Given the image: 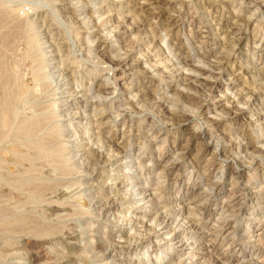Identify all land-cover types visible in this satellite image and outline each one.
I'll list each match as a JSON object with an SVG mask.
<instances>
[{
	"label": "rangeland",
	"instance_id": "rangeland-1",
	"mask_svg": "<svg viewBox=\"0 0 264 264\" xmlns=\"http://www.w3.org/2000/svg\"><path fill=\"white\" fill-rule=\"evenodd\" d=\"M239 1L0 0V53L13 69L6 85L10 124L0 127V264H31V250H41L50 264H264V7L255 11L252 0ZM91 11L96 15L87 21ZM229 13L240 14L244 24L250 19L233 36L240 38L233 53L222 47L228 46L223 21H232ZM8 18L24 31L5 49ZM81 19L88 26L80 32L91 28L96 37L90 44L74 36ZM123 53L131 58L128 67L109 63ZM223 58L213 92L198 97L179 81L178 75L199 78L192 69H209ZM106 78L105 93L116 92L99 97L95 91ZM243 90L254 92L256 102L247 103ZM179 94L196 97L187 105ZM126 100L134 109L118 107ZM159 104L186 115L171 121ZM98 131L106 150L129 147L130 156H104L90 167L85 152L97 148ZM51 133L58 141L39 151L38 139ZM60 165L72 173L62 175ZM24 179L45 189L32 194ZM99 199L110 203L107 209ZM155 214L173 222L165 239L161 226L147 222ZM34 239L40 249L27 245Z\"/></svg>",
	"mask_w": 264,
	"mask_h": 264
},
{
	"label": "bare ground",
	"instance_id": "bare-ground-1",
	"mask_svg": "<svg viewBox=\"0 0 264 264\" xmlns=\"http://www.w3.org/2000/svg\"><path fill=\"white\" fill-rule=\"evenodd\" d=\"M95 1H97V2H99V0H82V2L83 3H90V4H92L93 2H95ZM101 1V0H100ZM227 1V0H226ZM239 1V0H238ZM70 2V1H69ZM240 3V5L241 4H243V1H239ZM183 3V2H182ZM223 3V2H222ZM250 4H252L253 6H255L256 8H257V10H255V11H258V10H261L262 9V7H264V0H261V1H258V2H256V1H254V0H252L251 1V3ZM96 5V4H95ZM207 5H209V3L207 4ZM219 6V5H218ZM222 6V5H221ZM48 7V6H47ZM70 7H72V6H70ZM74 7V6H73ZM224 7V6H223ZM26 8V7H25ZM28 8V7H27ZM201 8V7H200ZM203 8V7H202ZM201 8V9H202ZM208 8H209V6H208ZM21 10V8H18V10ZM228 9V8H227ZM17 10V9H16ZM29 10V9H28ZM203 10V9H202ZM215 10V9H214ZM21 11H23V10H21ZM74 11V10H73ZM216 11V10H215ZM227 11H229V10H227ZM217 12V11H216ZM18 13H20V12H18ZM22 13V12H21ZM90 13V17H88L87 19V21H89V19L90 18H92L93 17V15H96V13L94 12V11H91V12H89ZM49 14H50V12H49ZM230 15H231V22L230 21H227V20H224L223 21V23L225 24L224 25V31H223V27H222V31H223V33H225L226 34V39L225 40H227L228 42V46H222L223 47V50H226V52L228 53H233L234 52V49L237 47V44H235L234 42H233V40H236V42L240 39V38H233V36H235V35H239V33L241 32V29H242V26H245L246 24H248V22H249V18L247 19V23L246 24H244V23H242L241 22V20H240V17H241V15L240 14H234V13H229ZM19 15V14H18ZM17 15V16H18ZM21 15V14H20ZM20 15H19V17H20ZM53 15V14H52ZM23 16V15H22ZM26 15H24L23 17H25ZM23 17L21 18V19H23ZM87 17V16H86ZM229 17V16H228ZM9 19V18H8ZM7 19V20H8ZM15 19H17V18H15ZM24 19H26V18H24ZM44 19H45V17H44ZM76 19V18H75ZM12 20L13 19H9L8 21L10 22V23H8V21L6 22V21H3V22H6V23H8L7 25H4V24H2V27L4 26V29H3V36H2V46L6 49V48H8V49H10V47H11V44H12V42H13V40L14 39H16V38H18L19 36H20V34H21V30L23 29V31H24V28H22V26H21V22L19 21V20H13V23H12ZM43 20V19H42ZM85 20V19H84ZM84 20H82L81 19V24H79V25H77L78 26V28L79 29H77L78 30V32L76 31V33H75V35L74 36H79V35H81L82 34V36L84 35V45H85V43H87V44H90L91 43V41H95V39H96V37H95V35H90L88 32H87V30H89V29H91V28H86V30H84L82 33L80 32L81 30H83V27H86V26H88V23L87 22H82V21H84ZM141 20V19H140ZM14 21H17V22H15L14 23ZM25 21V20H24ZM47 21V20H46ZM67 21V20H66ZM72 21H75V20H72ZM222 22V20L220 19L219 20V22ZM244 21V20H243ZM2 22V23H3ZM210 23L212 24L213 23V19H211L210 20ZM25 24V23H24ZM23 23H22V25H24ZM32 24V23H31ZM72 24V23H71ZM75 24V23H74ZM73 24V25H74ZM107 23H104V22H102L101 24H100V26L99 27H103V26H105ZM220 23H218L217 25H219ZM96 24H94V26H95ZM1 26V25H0ZM25 26H27V25H25ZM24 26V27H25ZM42 27V26H41ZM48 27V26H47ZM92 27V26H91ZM96 27V26H95ZM94 27V28H95ZM45 29V28H44ZM48 29V28H47ZM27 30V29H26ZM106 30V29H105ZM246 30V29H245ZM23 31H22V33H23ZM108 32H107V36H109L110 34H111V30H107ZM102 32V31H101ZM52 33V32H51ZM25 34H26V32H25ZM73 34V33H72ZM51 35V34H50ZM49 35V36H50ZM99 35V34H98ZM214 35H216V34H214ZM231 35V36H230ZM242 35V34H241ZM22 36V35H21ZM20 36V37H21ZM24 36H26V35H24ZM28 36H30V35H28ZM33 36V35H32ZM32 36H30V37H32ZM73 36V35H72ZM1 37V36H0ZM34 37V36H33ZM33 37L32 38H28L29 39V42H31L30 40H32L33 39ZM47 37V36H46ZM54 37V36H53ZM52 37V38H53ZM94 37V39H92V40H90V41H88L90 38H93ZM102 38L103 37V35L102 36H99L98 38ZM112 37H114V36H112ZM25 38H27V36L25 37ZM51 38V39H52ZM82 38V37H81ZM228 38V39H227ZM18 39H20L21 40V38H18ZM26 40V39H25ZM71 40H72V38H71ZM99 40H101V39H99ZM1 41V40H0ZM15 41V40H14ZM47 41V40H46ZM51 41V40H50ZM61 41V40H60ZM66 41V40H65ZM34 42V41H33ZM68 42V41H67ZM92 42V43H93ZM252 42V41H251ZM16 43V42H15ZM50 43V42H49ZM65 43V42H64ZM75 43H77V42H75ZM83 43V42H82ZM21 45H22V43H20ZM27 44H29V43H27ZM35 43H33V45H34ZM51 44V43H50ZM69 44V43H68ZM253 44L254 45H257L256 43H255V40L253 39ZM19 45V44H18ZM24 45V44H23ZM22 45V46H23ZM31 45V44H30ZM33 45H32V48H34L33 47ZM54 45H56V44H54ZM53 45V46H54ZM70 45V44H69ZM76 45V44H75ZM1 46V47H2ZM13 46V45H12ZM36 46V45H35ZM57 46V45H56ZM65 47V46H64ZM4 48H2V49H4ZM12 48V47H11ZM29 48H31V47H29ZM31 48V49H32ZM89 48V47H88ZM8 49H7V51H8ZM27 49V48H26ZM69 50H70V48H68ZM13 50H15V49H13ZM30 50V49H29ZM34 50V49H33ZM91 50V49H90ZM1 51V50H0ZM6 51V50H5ZM16 51H17V49H16ZM32 51V50H31ZM36 51V50H35ZM35 51H33L32 53L34 54V52ZM52 51V50H51ZM53 51H54V49H53ZM55 51H56V49H55ZM2 52V51H1ZM11 52H12V54H10L11 55V57H14V54H13V52H15V51H12V49H11ZM56 52H58V51H56ZM71 51H69V53H70ZM88 52H90V51H88ZM151 52H153L152 50H150V51H147L146 52V56H149V54L151 53ZM222 52V51H221ZM7 53H10L9 51L7 52ZM16 53V52H15ZM17 53H18V51H17ZM16 53V55H18ZM20 53V52H19ZM24 53V52H23ZM68 53V54H69ZM73 53V52H72ZM72 53H70V54H72ZM85 53H86V51H85ZM127 53V52H126ZM6 54L5 52L4 53H2V55H1V53H0V55H1V59H2V63L0 62V94H1V92H2V96H0V98H1V100L3 101L1 104H3V107H2V105L0 106L1 108H0V127L3 129L2 131H4V129L6 130V129H8L9 128V124H10V119L11 118H9V115L11 114H9L8 112V108L10 107V106H8L9 104H11V101H12V96H10L9 95V93H7V92H9L8 90H10V89H8V88H10V87H6V85H7V82H8V80H9V77H8V75H7V71L10 69V65H8V64H3V60H4V55ZM25 55H26V52L24 53ZM66 55H67V53H66ZM227 55V54H226ZM33 56H35V55H33ZM156 55H154L153 57H155ZM7 57V56H6ZM10 57V59H11V64H13V63H16V62H13L12 63V59L13 58H11ZM17 57H20V56H17ZM17 57L15 58L16 60H17ZM22 57H24V56H21V58ZM65 58H66V56H64ZM63 57V59H65ZM89 57V56H88ZM108 57V56H107ZM33 58H36V57H33ZM59 58H61V57H59ZM97 58V57H96ZM95 58V59H96ZM220 58V57H219ZM0 59V60H1ZM7 59H8V57H7ZM15 59H13V61H15ZM216 59V58H215ZM25 60V59H24ZM32 60V59H31ZM33 60H35V59H33ZM32 60V61H33ZM108 60H109V63H116V65H117V67L118 66H120V67H128L129 65V62L131 61V58L127 55V54H125L124 55V53H123V56L122 57H118L117 59H112V58H110L109 59V57H108ZM6 62L5 63H8V61L7 60H5ZM18 62H21L20 61V59H18L17 60ZM66 61V60H65ZM84 61V60H83ZM87 61H89V60H87ZM18 62L16 63V65L18 64ZM181 62H182V64H186L187 63V59L186 58H182V60H181ZM93 63V62H92ZM103 63H106V62H103ZM9 64H10V62H9ZM43 64V63H42ZM131 64V63H130ZM155 64V63H154ZM226 64V59H217L210 67H209V69H205V68H199V67H197V68H194V69H192L193 70V73H195L197 76H199V78H197V77H193V76H183V75H178V77H179V81H182L183 83H184V85H185V87L187 88V89H190L191 91H193V93H198L199 94V96L198 97H200L201 95H200V93H202V91L203 90H205V92L204 93H206V91L208 92V93H211V92H213V90H215V89H217V78H218V76H220V68L223 66V65H225ZM6 65H8V67L6 66ZM64 65V64H63ZM77 65V64H76ZM75 65V66H76ZM12 66H15V65H12ZM40 66V65H39ZM114 66V65H113ZM16 67V66H15ZM72 67V66H71ZM108 67V69L106 70V72L108 71V73L110 72V70H111V65H108L107 66ZM18 68H19V66H18ZM67 68V65H66V67H65V69ZM70 68V67H69ZM95 68V67H94ZM151 68H152V66H151ZM12 69V68H11ZM64 69V70H65ZM72 69H74V67L72 68ZM223 69V68H222ZM13 70V69H12ZM12 70H9L10 72L12 71ZM15 70H17V69H15ZM30 70V69H29ZM34 70V69H33ZM37 70V69H36ZM36 70H34V72L33 73H35L36 72ZM69 70V69H68ZM9 71H8V73H9ZM31 71H32V69H31ZM70 71H72V70H70ZM74 71V70H73ZM72 71V72H73ZM102 71H105V70H102ZM101 71V72H102ZM15 72V71H14ZM30 72V71H29ZM63 72V71H62ZM77 72V71H76ZM75 72V73H76ZM18 73V72H17ZM44 73V72H43ZM12 74V73H11ZM105 74V73H104ZM38 75V73L37 74H34V77L35 76H37ZM40 75V74H39ZM62 75V74H61ZM109 75V74H108ZM31 76H33V75H31ZM58 76V75H57ZM69 76V75H68ZM15 77V76H14ZM18 77H20V75L18 76ZM38 77V76H37ZM66 77V76H65ZM11 78H12V76H11ZM44 78V77H43ZM8 79V80H7ZM13 79V78H12ZM34 79V78H33ZM39 79V78H38ZM65 79V78H64ZM71 79H72V77H71ZM37 80V79H36ZM105 80V83H103L104 85L102 86H98V88H97V90L95 91L96 92V95L97 96H104V98L105 97H107V96H109V95H113L116 91L115 90H110L109 92H107V93H105V91L107 90V88H106V84H108V82H109V79L108 78H106V79H104ZM10 82H11V80H9ZM13 81V80H12ZM14 81H15V78H14ZM111 81H113V79L111 80ZM73 82V81H72ZM71 82V83H72ZM115 83H116V81H114ZM14 83V82H13ZM22 83V82H21ZM37 83V82H36ZM38 83H40V82H38ZM59 83V82H58ZM67 83V82H66ZM12 83H10L8 86H10ZM17 85H19V84H17ZM34 85L36 86V84L34 83ZM40 85V84H39ZM39 85H38V87H39ZM12 86V85H11ZM15 86V88H17L18 86H16V84H14L13 85V87ZM49 86V85H48ZM44 89H45V87L44 86H42ZM42 88V89H43ZM85 88H87V87H85ZM84 88V89H85ZM109 88V87H108ZM6 89H8V90H6ZM19 90V89H18ZM32 90H34V89H32ZM38 89H36V91H37ZM41 90V89H40ZM53 90V89H52ZM58 90V89H57ZM86 90V89H85ZM258 90V89H257ZM11 91V90H10ZM12 91L14 92V90L12 89ZM35 91V90H34ZM42 91V90H41ZM41 91H40V93H41ZM45 91V90H44ZM54 91V90H53ZM68 91V90H67ZM120 91V90H119ZM124 91V90H123ZM16 92V91H15ZM21 92V91H20ZM29 92H30V90H29ZM39 92V91H38ZM75 92V91H74ZM85 92V91H84ZM242 92H245V95H243L244 97H245V99H247V103H249L250 101L251 102H256V99H257V95L253 92V93H251L250 91H242ZM261 92V91H260ZM16 93H18V92H16ZM36 93V92H35ZM34 93V94H35ZM67 93H69V92H67ZM88 93V92H87ZM118 94H123V92L121 91V92H117ZM147 93V92H146ZM145 93V94H146ZM11 94V93H10ZM30 94V96L31 95H33V92H32V94H31V92L29 93ZM76 94V93H75ZM86 94V93H85ZM197 94V95H198ZM203 94V93H202ZM8 95L11 97L10 99H9V97H8ZM36 96V95H35ZM118 96V95H117ZM146 96V95H145ZM178 96V95H177ZM195 97H196V95H194ZM194 96H191V95H188V94H179V100L181 101L182 100V103L184 102V103H187V101H189V100H191V99H194L195 97ZM32 97V96H31ZM34 97V96H33ZM84 97V96H83ZM194 97V98H193ZM260 97V96H259ZM9 99V100H8ZM103 99V98H102ZM260 99V98H259ZM0 100V101H1ZM28 100V99H27ZM33 100V99H32ZM10 101V102H9ZM34 101V100H33ZM194 101V100H193ZM19 102V101H18ZM89 102V101H88ZM191 102V101H190ZM195 102V101H194ZM200 102V101H199ZM198 102V103H199ZM89 103H91V102H89ZM88 103V104H89ZM84 104H86L85 102H84ZM190 104V103H189ZM188 103H187V105H189ZM192 104V103H191ZM196 104H197V102H196ZM200 104V103H199ZM255 104V103H254ZM87 105V104H86ZM85 105V106H86ZM131 105V102L130 101H128V100H126V103H122V105L121 104H119L118 105V107H120V106H125L123 109H125V108H128V109H134V108H131L132 106H130ZM141 106V108H140V110L141 109H143L144 107H142V105H140ZM192 106V105H191ZM194 106H196V105H194ZM258 106V105H257ZM92 107H94V106H92ZM96 107V106H95ZM197 107V106H196ZM13 108V107H12ZM81 108V107H80ZM157 108H158V110L162 113V114H164V115H166L167 116V118L169 119V120H171V121H179L180 119H182V118H184L185 117V113H183V112H181V111H170V110H168L167 109V107L166 106H164V105H157ZM93 109V108H92ZM95 110V109H94ZM195 110V109H194ZM239 110V109H238ZM238 110H236V113L238 112ZM31 112V111H30ZM120 112H122V111H120ZM144 112V111H143ZM143 112H141V111H139L138 112V115H141ZM192 112V111H191ZM190 112V113H191ZM93 113V112H92ZM98 114V113H97ZM96 114V115H97ZM120 114V113H119ZM95 115V116H96ZM118 115V114H117ZM229 115V114H228ZM30 116V115H29ZM41 116V115H40ZM143 116V115H142ZM187 117V116H186ZM188 117H190V116H188ZM40 118V117H39ZM25 119V118H24ZM186 119V118H185ZM184 120V119H183ZM36 122L38 121V122H40L38 119L37 120H35ZM185 121V120H184ZM211 121V120H210ZM35 122V124H38V123H36ZM43 122V121H42ZM207 122V121H206ZM19 123V122H18ZM31 123H34L33 121L31 122ZM208 123H209V121H208ZM33 125V124H32ZM41 125V124H40ZM97 125H99V124H97ZM124 125V124H123ZM17 126H19V125H17ZM27 126V125H26ZM36 126H38L39 127V125H33V126H30V127H32V128H34V127H36ZM29 127V128H30ZM37 127V128H38ZM31 128V129H32ZM40 129V128H39ZM135 129V128H134ZM141 129V128H140ZM15 130V129H14ZM17 130V129H16ZM30 129H28V131H29ZM34 130V129H33ZM33 130H32V132L31 131H29V132H31V134L33 133ZM38 130V129H37ZM36 130V128H35V132L37 131ZM136 130V129H135ZM2 131H1V134L0 135H2ZM28 131L26 132V133H28ZM23 132V131H22ZM101 131H98L95 135H94V138H95V145H97V148L98 149H102V148H104V152H105V142H104V140H103V138H102V136H100V134H102V133H100ZM128 132V131H127ZM130 132V131H129ZM140 132V131H139ZM4 133V132H3ZM100 133V134H99ZM30 133H28V135H29ZM54 134H56V133H54ZM54 134H49V136H53ZM4 135V134H3ZM27 135V134H26ZM33 136H35L34 135V133L32 134ZM31 135V136H32ZM210 135V134H209ZM48 137V136H46V137H48V138H45V139H43V137L42 138H40V141H39V139H38V145H37V147H38V149H39V151H40V149H42V148H39L40 147V145L41 146H43V144H47L49 141V143H50V145H51V143H53V142H55L56 141V137H55V135L53 136V137ZM136 136V135H135ZM29 137V136H28ZM36 137V136H35ZM147 137V136H146ZM208 137H210V136H208ZM41 139H42V141H41ZM58 139L59 138H57V141H58ZM136 139H137V137H136ZM156 139V138H155ZM211 139V138H210ZM222 139H223V137H222ZM247 139V138H246ZM147 140V139H146ZM37 141V140H36ZM56 141V142H57ZM34 142V141H33ZM40 142V143H39ZM55 142V143H56ZM111 142V141H110ZM229 142H230V140H229ZM35 143V142H34ZM32 144V143H31ZM37 144V143H36ZM249 144V143H248ZM29 145V144H28ZM56 145H58V144H56ZM44 146H46L47 147V145H44ZM48 146H49V144H48ZM55 146V145H54ZM108 146V145H107ZM15 147H17V146H15ZM15 147H13L12 148V150L15 148ZM19 147V146H18ZM27 147V146H26ZM28 147H30V146H28ZM37 147H36V149H37ZM111 147V146H110ZM142 147H144V144L142 145ZM31 148V147H30ZM33 150H32V152L34 151V150H36L35 149V146H34V144H33ZM97 148H95V150H91V147L89 148V149H87V151L85 152V154H86V158H87V160H88V164H89V166L90 167H97L98 165H99V163L103 160V158H104V156H117V155H128V156H130V153L132 152L131 150V148H125V149H119L116 153H113V151H112V149H110V148H108L107 150H106V153H104L103 151H98V150H96ZM16 149V148H15ZM20 149V148H19ZM44 149V148H43ZM47 149V148H46ZM45 149V150H46ZM53 148H51V150H52ZM58 149V148H57ZM86 149V148H85ZM17 150V149H16ZM21 150V149H20ZM31 150V149H30ZM49 150V149H48ZM54 150V149H53ZM5 151V150H4ZM13 152H14V150H13ZM28 152H29V150H28ZM54 152V151H53ZM61 152V151H60ZM36 153H37V150H36ZM259 153L263 156V152H260L259 151ZM259 153H257V154H259ZM32 154V153H31ZM33 154L35 155V152H33ZM6 155V154H5ZM56 155V154H55ZM224 155V154H223ZM9 156H11V155H9ZM37 156V155H36ZM41 156V155H40ZM183 156V155H182ZM222 156V155H221ZM258 156V155H257ZM21 157V156H20ZM30 157V156H29ZM46 157V156H45ZM11 158V157H10ZM27 158V157H26ZM26 158H22V159H26ZM110 158V157H109ZM6 159V158H5ZM105 159V158H104ZM20 160V159H19ZM32 160V159H31ZM22 161V160H21ZM27 161H29V160H26L25 162H27ZM37 161V160H36ZM8 162V161H7ZM17 162V161H16ZM31 162V161H30ZM30 162H28L29 164H30ZM57 162V161H56ZM104 162V161H103ZM12 163V162H11ZM62 163V162H61ZM106 163V162H105ZM10 164V163H9ZM59 164H60V162H59ZM61 166V165H60ZM28 168V167H27ZM60 170H59V172H61V174L62 175H64V174H68V173H70V172H68L67 173V171L66 170H64L63 168H62V166L59 168ZM162 169V168H161ZM164 169V168H163ZM91 170H93V169H91ZM165 170V169H164ZM70 171V170H69ZM29 172V171H28ZM161 172H163V171H161ZM71 173H72V171H71ZM70 173V174H71ZM69 174V175H70ZM59 176H61L60 174H59ZM28 178H29V176H28ZM41 178V177H40ZM21 179V178H20ZM19 179V180H20ZM25 179H26V177H25ZM24 179V180H25ZM31 179V178H30ZM18 180V179H17ZM20 181V182H22V187H24V189L25 190H27L28 192H30V193H36V191L38 190V191H42V190H44L45 188H40L39 186H37L36 184H34V183H25L26 181H28V180H25V181ZM59 181V180H58ZM15 182H16V180H15ZM6 183V182H5ZM53 186V185H52ZM41 187H43V186H41ZM46 187H49V186H47L46 185ZM21 188V187H20ZM22 189V188H21ZM9 192H12V191H9ZM52 192V191H51ZM50 192V193H51ZM34 193V194H35ZM42 193V192H41ZM44 193H45V191H44ZM40 194V193H39ZM39 194H37V195H39ZM16 195L18 196L19 194H17L16 193ZM56 195V194H55ZM32 196V195H31ZM31 196H29V197H31ZM151 196H153V194L151 195ZM234 197V196H233ZM15 198V197H14ZM99 198H100V196H99ZM145 198H148V197H145ZM154 200V198H152V200L151 201H153ZM96 202V201H95ZM98 203H100V207L104 210V209H107L108 208V206L110 205V203L107 201V200H102V199H99L98 201H97ZM96 202V203H97ZM138 202V201H137ZM28 207V206H27ZM56 210V209H55ZM201 210V209H200ZM52 212H54V211H52ZM100 217V216H99ZM141 218H146V216L145 215H143ZM167 218V215H165L164 217H162V218H160V217H158V215L157 214H155V217H153L152 219H149V220H147V222H150V223H155L156 224V226L158 225V226H161V229H160V231H162L161 232V236H164V239H165V237H167V235H168V233L170 232V225L173 223H169V219H166ZM193 225V227H194V229H196L197 227H199L198 226V224L197 223H195V222H193L192 223ZM192 227V228H193ZM224 227V226H223ZM144 228L146 229V231H149L151 228H150V226H148L147 227V225H145L144 226ZM38 230V229H37ZM35 232V231H34ZM153 232V231H152ZM37 233V232H36ZM35 234V233H34ZM43 235V234H42ZM153 237H152V239L154 240V241H156V239L158 238L157 237V235H156V232L154 233L153 232ZM38 236V235H37ZM67 236V238L68 239H70L69 238V235H66ZM72 236V235H71ZM39 238H42V237H39ZM66 238V239H67ZM77 238V237H76ZM75 238V239H76ZM36 239V238H35ZM34 239V242H31L30 240L27 242V245L29 246V247H35V248H38V249H40L42 246H41V244H39V242L37 241V240H35ZM73 239V238H72ZM74 239V240H75ZM149 240H150V238H148ZM162 239H163V237H162ZM46 242V241H45ZM152 242V241H151ZM153 243V242H152ZM102 242L100 243H97L96 242V247H97V249L99 248H102ZM104 246H105V243H104ZM75 247V246H74ZM71 248H73V247H70V249ZM121 248V247H120ZM105 249V248H104ZM126 249V248H125ZM35 250H37V249H35ZM33 250H31V252H30V263L31 264H36V263H40V264H50V263H48V261L49 260H47V259H45V258H47V257H45V255L41 252V250H39L38 252L36 251V252H32ZM44 255V256H43ZM44 260V261H43ZM217 262V261H216Z\"/></svg>",
	"mask_w": 264,
	"mask_h": 264
}]
</instances>
